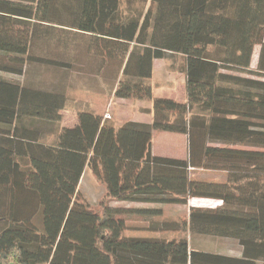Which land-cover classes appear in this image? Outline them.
Returning <instances> with one entry per match:
<instances>
[{
	"label": "trees",
	"instance_id": "obj_1",
	"mask_svg": "<svg viewBox=\"0 0 264 264\" xmlns=\"http://www.w3.org/2000/svg\"><path fill=\"white\" fill-rule=\"evenodd\" d=\"M263 32L264 0H0V264H264ZM173 56L183 103L153 96V61ZM78 81L150 102V124L103 122L67 98ZM64 111L76 124L56 130ZM153 132L186 136V158L153 156ZM85 170L104 189L95 204L80 193ZM193 199L220 205L150 224L176 237L125 236L127 217ZM205 237L240 256L192 242Z\"/></svg>",
	"mask_w": 264,
	"mask_h": 264
},
{
	"label": "rangeland",
	"instance_id": "obj_2",
	"mask_svg": "<svg viewBox=\"0 0 264 264\" xmlns=\"http://www.w3.org/2000/svg\"><path fill=\"white\" fill-rule=\"evenodd\" d=\"M264 34V32H263ZM45 46L43 48V55L52 56L53 52ZM76 68L73 70H77L76 72L86 74V71L89 69V65L86 63L85 59V48L76 47ZM184 64L185 60L181 56H173L166 57L160 60L154 61V73L151 79L153 96L160 98H167L177 101L179 103H183L185 101V73H184ZM88 68V69H87ZM73 71V72H74ZM110 70L108 78L110 77ZM46 80L48 77L43 76ZM252 78V77H250ZM44 80V81H45ZM77 81V80H76ZM73 82V81H72ZM71 82V83H72ZM85 81L74 82V85L70 86L66 90V96L68 99L73 100L77 103L79 102H87L92 108L96 109L97 112L103 113L101 114L102 119H107L112 121L115 125H122L126 122H131L135 120L141 121L145 120L146 124H150L151 115L141 112L143 109H150V102L148 101H134V100H120L113 98L112 95L108 92V95H104L99 97L97 94L98 90L95 88L94 90H85L84 85ZM92 82V81H91ZM91 82L89 83V86ZM70 83V81H69ZM103 87L109 86V83H102ZM72 87V88H71ZM106 93V90L102 91V95ZM144 113V114H141ZM63 117V116H62ZM75 119L74 112H68V116L60 121V128L63 126V123H70V118ZM64 121V122H63ZM63 122V123H62ZM153 140L154 142L157 140H161L160 135L161 132H154ZM160 133V135H159ZM161 144H164L161 147L158 145H153L155 148L160 149V153H166L173 158L184 157L186 154V142L187 138L182 135L175 134V136H164V140H161ZM154 150V149H153ZM155 151V150H154ZM171 158V157H170ZM191 177L197 180L208 181V182H224L225 174L219 172H211V171H190ZM80 190L81 196L84 197L86 201L95 204L99 201V199L103 196L104 189L102 186L95 181L94 177L91 173H85L81 182H80ZM198 200H189L187 206H163L161 207L160 216H154L151 218H140L137 216L127 217L125 220L126 235L129 236H148L152 231L149 230L151 223H163V222H173L179 220H186L188 216V211L190 207H209L214 205V200H210L209 202H197ZM202 201V200H200ZM128 207L134 206L133 204L127 205ZM217 207V206H216ZM163 238H171L176 237L178 234L171 233H162L156 234ZM192 242L196 245L200 250L205 251H216L219 253H224V251L228 250L233 253L234 246H226L230 244L228 241L216 240L209 237L200 238V239H192ZM225 246V248H224ZM234 250V251H233Z\"/></svg>",
	"mask_w": 264,
	"mask_h": 264
},
{
	"label": "crops",
	"instance_id": "obj_3",
	"mask_svg": "<svg viewBox=\"0 0 264 264\" xmlns=\"http://www.w3.org/2000/svg\"><path fill=\"white\" fill-rule=\"evenodd\" d=\"M263 40H264V34H263ZM258 53H259V46H256L255 48H254V50H253V55H252V59H251V64H250V67H251V69L253 70L255 67H256V64H257V59H258ZM156 61V60H155ZM153 73H154V61H153ZM99 90H101V89H99ZM102 93V91H99V93L97 94L99 97H102V96H104V95H106V93L105 94H101ZM90 110H91V112L94 114V115H96V116H100L101 117V114H103V113H100V112H97V110L96 109H94V108H92L91 106H90ZM68 112L69 111H64V112H61V117H62V120L64 119V118H66L67 116H68ZM141 114H144V113H141ZM70 118V123H63V126L61 127V128H72V127H74L75 126V124H76V116H75V119L73 118V120H72V117H69ZM102 118V117H101ZM104 120H106V119H103V122H104ZM132 122H135V120H133ZM136 123H146V121L143 119V120H141V121H137ZM58 125H60V123L58 124ZM119 125V124H118ZM43 126V125H42ZM59 126H58V128L56 129V130H58V129H61ZM48 133V132H47ZM55 133V132H54ZM154 132L152 133V140H151V154L153 155V156H160V157H171V158H173V156H171V155H169V154H166V153H160V149H158V148H155L154 146L155 145H158V147H161V146H163L164 144H161V140H164V136H165V138H166V136H175V134H171V133H161V134H163L162 136L160 135V133H159V137H161V140L159 141H155L154 142V140H153V136H154ZM182 136H184V135H182ZM185 138H187L186 136H184ZM51 139H52V137H51ZM154 145V146H153ZM186 145H187V142H186ZM155 151H154V150ZM186 156H187V147H186V154L184 155V157H180V159H185L186 158ZM84 173H91L89 170H85L84 171ZM143 207V206H142ZM144 207H150V206H144ZM126 226V225H125ZM126 233V232H125ZM156 234H162V233H156V232H151V234L150 235H148V236H129V235H126L125 234V236H127V237H132V238H144V239H156V238H163V237H160L159 235H156ZM227 246V245H226ZM234 246V252L233 253H231V252H229L228 250H226V251H224V253H219V251L218 252H216V251H212V252H215V253H217V254H222V255H228V256H235V257H239L240 256V252H241V250L236 246V245H233ZM224 248H225V246H224Z\"/></svg>",
	"mask_w": 264,
	"mask_h": 264
},
{
	"label": "built area",
	"instance_id": "obj_4",
	"mask_svg": "<svg viewBox=\"0 0 264 264\" xmlns=\"http://www.w3.org/2000/svg\"><path fill=\"white\" fill-rule=\"evenodd\" d=\"M193 200H195V199H193ZM196 200H198L197 202H209L210 201V200H203V199H196ZM200 200H202V201H200ZM211 202L214 203V205L211 206V208H214V207L220 205V202H217V201H211Z\"/></svg>",
	"mask_w": 264,
	"mask_h": 264
}]
</instances>
